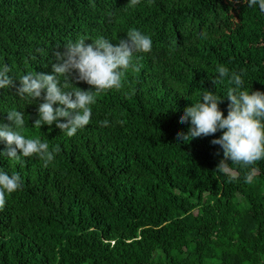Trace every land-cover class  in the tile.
Listing matches in <instances>:
<instances>
[{
    "label": "trees",
    "instance_id": "trees-1",
    "mask_svg": "<svg viewBox=\"0 0 264 264\" xmlns=\"http://www.w3.org/2000/svg\"><path fill=\"white\" fill-rule=\"evenodd\" d=\"M133 28L153 48L134 56L120 89L97 94L88 125L72 136L34 125L39 100L16 95L19 76L50 73L70 40L115 43ZM0 63L14 79L0 119L21 111L22 133L56 149L48 165L0 158L22 177L0 206V264H264V159L217 170L219 131L177 137L189 128L180 114L207 89L227 114L233 85L213 82L219 67L264 91V12L238 0H0ZM67 82L92 87L75 72Z\"/></svg>",
    "mask_w": 264,
    "mask_h": 264
},
{
    "label": "clouds",
    "instance_id": "clouds-1",
    "mask_svg": "<svg viewBox=\"0 0 264 264\" xmlns=\"http://www.w3.org/2000/svg\"><path fill=\"white\" fill-rule=\"evenodd\" d=\"M249 8H258L264 12V0H238ZM132 5L139 0H130ZM207 39V33L203 34ZM84 37L70 40L64 45V51H57L55 62L51 64L50 73L29 71L19 76L16 95L28 101L39 102L36 106L35 126L52 125L67 136H72L89 124L92 105L97 94L120 89L122 78L130 67L136 54L150 52L153 48L151 37L138 29H130L123 38L113 43L104 36L90 39ZM243 70H241L242 73ZM8 64L0 63V90L13 86ZM75 72V79L92 86L89 89L69 87L67 74ZM214 78L219 83L226 75L233 85L227 89L229 101L227 114L219 107L221 97L206 90L199 100L185 106L180 114L181 122H188L187 132H177L180 141H190L200 136L221 133L211 143L219 145L223 159L217 170L228 172V161L243 167L253 165L264 159V91L244 88L241 73H228L225 67L217 69ZM63 77V81L61 78ZM63 118V120L61 119ZM108 125V120L101 121ZM25 125L24 113L12 109L6 117L0 119V142L5 147L0 149V158L19 161L25 157H37L48 165L54 160L56 149L37 138H27L21 131ZM255 169L249 168L244 179L251 183ZM229 179H235L229 176ZM22 185L18 172L0 170V206L7 194L17 191Z\"/></svg>",
    "mask_w": 264,
    "mask_h": 264
}]
</instances>
